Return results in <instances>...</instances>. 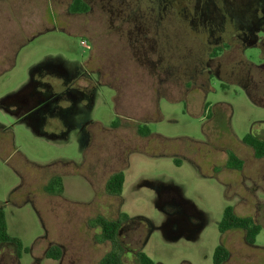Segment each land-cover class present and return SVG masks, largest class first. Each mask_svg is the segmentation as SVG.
<instances>
[{
  "label": "rangeland",
  "instance_id": "rangeland-1",
  "mask_svg": "<svg viewBox=\"0 0 264 264\" xmlns=\"http://www.w3.org/2000/svg\"><path fill=\"white\" fill-rule=\"evenodd\" d=\"M72 1L0 0V36L19 46L0 75V207L23 243L0 242V264H100L113 244L98 216L122 220L125 264L138 251L156 264H214L220 244L224 264H264V158L243 141L264 138V0H91L69 29L59 14ZM91 47L103 82L85 132L62 134L50 119L40 136L2 111L31 73L74 66ZM231 151L241 170L228 167ZM118 171L124 188L112 195ZM54 175L58 195L45 191ZM227 206L261 224L255 244L242 229L221 233ZM53 246L59 259L47 257Z\"/></svg>",
  "mask_w": 264,
  "mask_h": 264
},
{
  "label": "flooded vegetation",
  "instance_id": "flooded-vegetation-1",
  "mask_svg": "<svg viewBox=\"0 0 264 264\" xmlns=\"http://www.w3.org/2000/svg\"><path fill=\"white\" fill-rule=\"evenodd\" d=\"M82 1L88 5L86 12L90 11L91 0ZM75 13L83 15L85 12L78 13L69 8L68 12L59 14L69 29L72 28ZM90 51L92 55L89 59L80 63L77 61L74 66L63 61L53 64L46 74L40 72L41 76L31 73L28 82L18 92L3 99L6 103L3 102L2 111L15 116L40 136L50 137V119L57 121L56 129H62V134L85 132L92 123L90 111H94L97 106L103 82L102 71L92 47ZM5 127V124L0 123V128Z\"/></svg>",
  "mask_w": 264,
  "mask_h": 264
},
{
  "label": "trees",
  "instance_id": "trees-1",
  "mask_svg": "<svg viewBox=\"0 0 264 264\" xmlns=\"http://www.w3.org/2000/svg\"><path fill=\"white\" fill-rule=\"evenodd\" d=\"M82 0H73L71 8L78 13L85 12L88 5L84 4ZM264 20V19H263ZM216 52L213 53V56ZM143 130V132H142ZM140 133L149 135L151 132L146 127L139 128ZM244 143L253 148L256 158H264V138L258 137L252 133L247 134ZM227 165L229 168L241 170L244 166L243 159L239 158L234 152H229ZM60 175H54L47 185L45 191L58 195L63 192V182ZM125 182V173L118 171L112 174L106 182V190L112 195H121ZM95 222L101 228V240L110 241L113 244L112 249L107 252L101 259L100 264H125L121 248L118 244V235L122 225V220H111L104 216H98ZM221 233H225L232 229H242L245 231V238L249 244H255L256 237L262 230L261 224L257 223L252 216L238 215L232 206H227L224 210L223 218L219 224ZM0 242H12L17 245L18 252L23 249L22 241L9 234L6 213L0 207ZM62 255L60 247L53 246L47 252L48 258L59 259ZM230 256V252L224 245L220 244L216 247L213 255L214 264H224ZM138 264H156L155 261L148 256L144 251L137 252Z\"/></svg>",
  "mask_w": 264,
  "mask_h": 264
},
{
  "label": "crops",
  "instance_id": "crops-1",
  "mask_svg": "<svg viewBox=\"0 0 264 264\" xmlns=\"http://www.w3.org/2000/svg\"><path fill=\"white\" fill-rule=\"evenodd\" d=\"M12 18H13V16H11V20H12ZM14 18H15V20L13 19L14 25H15V23L17 24L18 22H21V16L20 15H16ZM0 23H3L4 27L8 28L7 10L5 8H3L1 5H0ZM17 27H18V29H17ZM19 29L21 31V28H19V26L17 24L14 26L13 31H18ZM16 40L17 39L14 36V34H12L11 38H7L5 33H4V35L0 36V75L4 71H7V70L11 69L12 67H14V65L16 63V60H17L16 55L18 54L17 49L19 48V46L16 45V43H17ZM6 44H8V46ZM12 93H10V94H12Z\"/></svg>",
  "mask_w": 264,
  "mask_h": 264
}]
</instances>
